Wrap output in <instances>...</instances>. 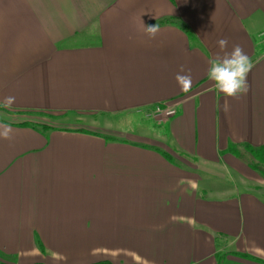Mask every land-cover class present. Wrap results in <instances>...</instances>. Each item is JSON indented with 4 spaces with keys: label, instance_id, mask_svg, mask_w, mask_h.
<instances>
[{
    "label": "crops",
    "instance_id": "0c3cea01",
    "mask_svg": "<svg viewBox=\"0 0 264 264\" xmlns=\"http://www.w3.org/2000/svg\"><path fill=\"white\" fill-rule=\"evenodd\" d=\"M221 38L253 64L228 112ZM7 96L0 263L264 264V0H0ZM158 105L176 113L142 128ZM69 113L124 126L50 125Z\"/></svg>",
    "mask_w": 264,
    "mask_h": 264
},
{
    "label": "clouds",
    "instance_id": "9594fccd",
    "mask_svg": "<svg viewBox=\"0 0 264 264\" xmlns=\"http://www.w3.org/2000/svg\"><path fill=\"white\" fill-rule=\"evenodd\" d=\"M147 33L154 38L158 32V25L147 26ZM227 38H221L217 45L221 50L210 62L208 68V77L215 83L216 88L224 94L225 100L221 105L224 112L230 110L229 98H238L246 95L249 91L248 75L253 67L250 56L239 44L233 45L231 51H228ZM176 80L184 92H189L193 83L191 70L185 71L181 66V71L177 73ZM15 101L14 96H7L0 103V107L11 108ZM12 129L5 125L0 136L11 139Z\"/></svg>",
    "mask_w": 264,
    "mask_h": 264
},
{
    "label": "rangeland",
    "instance_id": "374dc122",
    "mask_svg": "<svg viewBox=\"0 0 264 264\" xmlns=\"http://www.w3.org/2000/svg\"><path fill=\"white\" fill-rule=\"evenodd\" d=\"M158 106L163 107L162 112L168 109H172L166 105H158ZM48 116L51 118L50 120L51 126L65 128V129H76L77 128V129H85V130H95V129L103 128L104 125H108V124L114 125V122H116L115 125L117 126H121V127L124 126V123L121 119H118L115 121V119H107L102 116L91 115V114L69 113V114H51V115H47V117ZM138 117L140 118V124H142L141 127L143 126V127H148L149 129H152V128H156L153 126L154 124L156 125L161 118L167 117V115H165L164 113L162 114L155 107V108H149L147 110H144V112H142L141 114H138ZM129 119L134 120V116L132 115L131 117H129ZM135 120H138V119L136 118ZM139 128L140 127H136V129H139ZM257 164L259 165V168H258L259 173L264 179V162L260 161ZM262 189H264V184H263Z\"/></svg>",
    "mask_w": 264,
    "mask_h": 264
},
{
    "label": "built area",
    "instance_id": "2783aa9c",
    "mask_svg": "<svg viewBox=\"0 0 264 264\" xmlns=\"http://www.w3.org/2000/svg\"><path fill=\"white\" fill-rule=\"evenodd\" d=\"M156 109L158 111H160L162 114L164 113L167 116H172V115H174L176 113V111L174 109H168V110H165L164 112H162L163 111L162 110L163 109L162 106H158V107H156Z\"/></svg>",
    "mask_w": 264,
    "mask_h": 264
},
{
    "label": "trees",
    "instance_id": "16d2710c",
    "mask_svg": "<svg viewBox=\"0 0 264 264\" xmlns=\"http://www.w3.org/2000/svg\"><path fill=\"white\" fill-rule=\"evenodd\" d=\"M189 34L192 35V33L190 31H189ZM259 159H261V161L264 162V152H262L261 157H259ZM256 168L258 169L259 167L256 166ZM0 264H2V263H0Z\"/></svg>",
    "mask_w": 264,
    "mask_h": 264
}]
</instances>
